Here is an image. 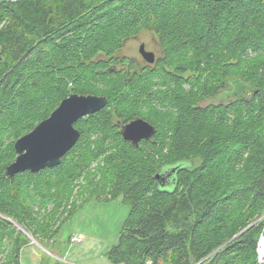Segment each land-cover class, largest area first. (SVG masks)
Returning <instances> with one entry per match:
<instances>
[{"label":"trees","instance_id":"1","mask_svg":"<svg viewBox=\"0 0 264 264\" xmlns=\"http://www.w3.org/2000/svg\"><path fill=\"white\" fill-rule=\"evenodd\" d=\"M143 31L168 60L117 57ZM235 83L245 96L203 105ZM71 94L108 104L75 124L58 167L10 180L14 142ZM135 117L156 129L137 148L116 124ZM98 160L96 198L129 205L110 264H259L264 0H0V264L29 244L12 222L53 239L77 210L73 182Z\"/></svg>","mask_w":264,"mask_h":264},{"label":"rangeland","instance_id":"2","mask_svg":"<svg viewBox=\"0 0 264 264\" xmlns=\"http://www.w3.org/2000/svg\"><path fill=\"white\" fill-rule=\"evenodd\" d=\"M145 33H150L148 38L154 41L155 46L158 45V48H161L154 34L143 31L140 35L143 36V40L147 44L151 45L152 41H149ZM137 46L136 41H127L124 48L117 54V57L125 56L136 60L138 57ZM168 58L166 54L159 52V58H157L156 62L154 60V62H165ZM190 76H193L189 78V81L192 82L195 74L192 73ZM187 78L183 80V87L190 86V82L186 81ZM246 89L247 87L243 83H235L234 89L233 86H228L221 93V96L207 100L203 102V105L230 102L236 97L245 96ZM142 119L145 120L144 118ZM145 121L149 122L148 120ZM141 143H139V146ZM102 166L101 160L93 162L73 182L74 188L71 192L69 204H76L77 210L69 219L60 224L59 230L53 239H43V243H39L21 225L16 226L14 225L16 223L12 222L17 230L21 231L29 239V244H23L19 250V264H110L106 258V254L118 241L122 225L129 212V205L123 203L120 198L109 200L108 194L105 193L99 199L96 198L97 193L92 191L94 185L89 186L92 180H87V178L88 176H92L93 178L96 176V179H99L98 169ZM68 207L70 208L71 205H68ZM78 237L82 239L81 243L76 244L71 241L73 238ZM262 244L264 250L263 242L259 244V249L261 250Z\"/></svg>","mask_w":264,"mask_h":264},{"label":"water","instance_id":"3","mask_svg":"<svg viewBox=\"0 0 264 264\" xmlns=\"http://www.w3.org/2000/svg\"><path fill=\"white\" fill-rule=\"evenodd\" d=\"M138 53L145 63H154V53L147 52L144 44L140 45ZM107 104L108 99L105 96L97 95L71 94L63 99L46 119L14 142L16 157L6 166L5 175L13 180L16 175L24 172L35 174L58 167L61 159L79 140L80 132L75 128V124L103 110ZM116 124L120 125L119 133L122 139L134 147H138L142 141L151 140L156 133L154 125L142 118L133 119L126 124L117 121ZM163 175L157 173L156 178L164 181Z\"/></svg>","mask_w":264,"mask_h":264},{"label":"flooded vegetation","instance_id":"4","mask_svg":"<svg viewBox=\"0 0 264 264\" xmlns=\"http://www.w3.org/2000/svg\"><path fill=\"white\" fill-rule=\"evenodd\" d=\"M140 34H138L137 36H134V37H132L130 39V40H133L134 42L136 41V44H138V46H137V55H138V57L136 58V60L131 59V58H128V57H125V56L123 58H125L126 61L134 60L135 62H139V63H137L138 64V67L137 68L142 67V69H147V68H149V67H151V66H153L155 64L157 58H159V52H161V48H158L159 47L158 45L155 46L156 44L154 43V41L152 39L148 38L150 33H145V34L147 35V38L149 39V41H152L151 42L152 43L151 45L147 44L146 41L143 40V36H141ZM141 44H144V49L147 52L154 53V55H155V62L153 64H147V63H145L142 60L141 56L138 53V49H139V47H140ZM125 45H126V43H125ZM133 67H136V66L134 65ZM119 129H120V125H119ZM119 129H118V131H119Z\"/></svg>","mask_w":264,"mask_h":264},{"label":"built area","instance_id":"5","mask_svg":"<svg viewBox=\"0 0 264 264\" xmlns=\"http://www.w3.org/2000/svg\"><path fill=\"white\" fill-rule=\"evenodd\" d=\"M263 218H264V216H263ZM81 238L80 237H78V238H73L71 241L73 242V243H76V244H79V243H81ZM261 242H263L264 243V232H262L261 234H260V238H259V241H258V243H257V248H256V252H257V261H258V263H260V264H264V255L262 254V252L260 251V249H259V244L261 243Z\"/></svg>","mask_w":264,"mask_h":264},{"label":"bare ground","instance_id":"6","mask_svg":"<svg viewBox=\"0 0 264 264\" xmlns=\"http://www.w3.org/2000/svg\"><path fill=\"white\" fill-rule=\"evenodd\" d=\"M262 254L264 255V250H263V244L261 245V250Z\"/></svg>","mask_w":264,"mask_h":264}]
</instances>
